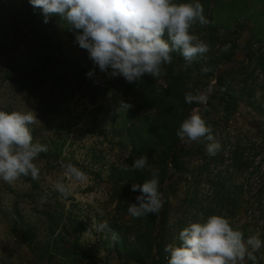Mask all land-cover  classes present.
I'll use <instances>...</instances> for the list:
<instances>
[{
	"label": "rangeland",
	"instance_id": "1",
	"mask_svg": "<svg viewBox=\"0 0 264 264\" xmlns=\"http://www.w3.org/2000/svg\"><path fill=\"white\" fill-rule=\"evenodd\" d=\"M220 1L224 4V22L231 31H240L239 24L249 22L241 32L240 42H250L263 63L253 65L239 76L244 83L239 92L238 109L225 132L228 144L221 153L224 161L213 163L198 178V188L203 198H211L218 172H227V167L235 163L234 151L240 147L241 162L236 163L242 168L229 169L226 190L238 192L241 203L249 199L262 204L257 208L256 204L245 203L238 215L228 219L234 229L244 233L246 227L248 237L255 235L264 242V0ZM28 2L0 0V24L8 29V40L14 41L13 52L0 54V110H33L37 117L31 126L34 142L47 145L48 151L35 161L40 168L38 179L21 176L14 184L0 180V264H120L115 254L109 255L108 251L114 242L113 231H119L116 226L124 232L130 216L116 212L111 171L126 163L132 148L122 139L126 136L124 123L129 111H118L121 101L132 100L108 89L106 79H112L108 74L96 73L93 77L84 74L81 80L69 74L64 76L66 73L60 67L64 58L78 57L83 50L61 27L55 29L51 18L48 23L43 20L42 26L56 33L62 53L54 65L45 68L48 74L42 76V68L33 74L10 73L6 65L11 58L34 46L38 27L32 25L34 8ZM220 41L217 44L220 47L228 43L227 38ZM233 61L248 63L240 52ZM224 63L221 69L237 66ZM211 81V84L216 82L214 78ZM206 106L207 103L196 108L202 116V107ZM151 113L152 109L141 111V114ZM220 114L214 112L213 118L218 119ZM221 136L218 134L216 138L219 140ZM194 163L200 164L201 160ZM69 164L81 169L86 178L71 182L66 172ZM58 181L71 187V195L63 197L54 189ZM176 202L172 200L173 207ZM175 227L173 210L167 228L170 233H176ZM128 238L133 241V234ZM77 245L78 248H73ZM84 253L91 255L94 263L87 262ZM242 264L258 263L246 257Z\"/></svg>",
	"mask_w": 264,
	"mask_h": 264
},
{
	"label": "trees",
	"instance_id": "2",
	"mask_svg": "<svg viewBox=\"0 0 264 264\" xmlns=\"http://www.w3.org/2000/svg\"><path fill=\"white\" fill-rule=\"evenodd\" d=\"M175 2L182 3L189 0H175ZM200 2L204 6V15L210 24L202 27L197 23L192 31L210 46V50L203 57L197 58L185 68L182 55L176 51L172 53V64L164 66L166 75L157 79L147 74L141 81L132 83L127 82L122 76L113 77L111 80L106 79L109 90H116L118 95L123 94L132 100L130 102L132 107L125 115L126 136L122 138L132 148L126 163L112 168L111 171V180L114 184L112 196L117 200L116 212L129 215L128 204L135 203L136 197L140 195L139 191L133 192L131 186L142 185L146 179L151 178L148 169L143 172L123 170L125 166L130 167L141 155L146 154L149 157L148 163L159 169V190L164 194L163 213L159 221V215L149 214L141 218L129 215V223L125 226L124 232L119 225L116 226L119 231L115 232L119 236L113 240L108 254L114 253L117 260L122 262L120 264H168L169 254L165 252L166 245H179V233L191 223L206 222L212 215L235 217L245 203L248 206L256 204L257 208H261L260 201L252 203L248 199L241 203L237 191L233 193L230 189L226 190L225 186L230 176L229 169L233 166L235 170L242 168L239 166L242 153L240 147L234 151L235 163L227 167L225 170L227 172L224 173L222 170L218 172L217 180L213 183L214 194L211 198L208 197L207 200L203 198L198 188L200 182L198 178L207 173L213 163L218 164L224 161L221 153L228 144L225 132L231 116L238 109L239 92L244 83L239 76L244 75L253 65L263 63V58H258L250 42L246 44L240 42L242 30L249 26L248 21L239 24L240 31L236 29L231 31L230 26L224 22V4L220 0H200ZM1 13L0 11V16ZM31 19L32 25L38 27L34 33L36 36L34 46L28 51L21 52L19 56L11 58L6 66L10 73L25 74L37 73L42 68V76H46L48 73L45 68L55 64L57 56L62 53L61 45L53 30L47 31L43 28L44 16L41 9H34L31 12ZM51 19L54 21L55 29L61 27L64 32L75 38L76 33L69 29V25L56 16ZM8 34V29L0 24V54L13 52L14 41L8 40L10 37ZM223 38H227V45H230L228 51H223L224 47L217 45ZM82 50L83 54L78 57L64 58L60 67L64 69L65 77L69 74L81 80L84 74L93 69L95 74H107L101 72L93 63L87 50ZM239 52L246 57L247 64L233 61ZM223 63L231 66L237 64V66L221 69ZM212 78L216 80L214 84H211ZM205 88L209 95L207 106L202 107L203 118L211 125L215 137L218 134L223 135L219 137L221 150L214 156L206 153V140L186 143L182 142L176 134L183 120L193 109L200 106L196 103H186L185 94L203 92ZM147 109H152L153 113L141 114L142 110ZM214 112L221 113L218 119L213 118ZM128 124L130 127H127ZM198 159L201 163H194ZM237 160L239 162L236 163ZM180 191H183L181 196L178 194ZM174 199L177 200L176 207L172 205ZM173 210L176 218V233H170L167 228L169 216ZM129 234H133V241L129 240ZM243 235L245 239L248 238L246 227H244ZM175 237H177L176 241ZM78 247L79 245L73 248ZM263 255L264 247L259 254L256 253V260L252 262L263 264ZM84 257L87 262L94 263L93 257L88 253H84Z\"/></svg>",
	"mask_w": 264,
	"mask_h": 264
},
{
	"label": "clouds",
	"instance_id": "3",
	"mask_svg": "<svg viewBox=\"0 0 264 264\" xmlns=\"http://www.w3.org/2000/svg\"><path fill=\"white\" fill-rule=\"evenodd\" d=\"M34 9H41L44 23L53 16L69 25L75 42L87 50L89 58L107 73L109 78L122 76L129 83L141 81L145 74L157 79L166 75L165 65L173 62L172 53L178 51L185 68L203 57L210 46L192 30L198 23L207 26L200 0L177 3L175 0H29ZM226 45L223 51H228ZM109 69L111 71L109 72ZM206 70V69H205ZM95 75V69L87 73ZM209 92H187L185 102L206 104ZM130 103L121 101L119 110L127 111ZM37 121L33 110H0V180L14 184L21 176L38 179L40 168L35 163L41 153L48 151L45 144L34 142L33 129ZM182 142L206 140V151L214 156L221 150L220 141L197 109L183 120L177 130ZM141 155L124 171H150L151 178L133 184L139 191L136 202L128 204V213L134 218L159 215L164 194L159 190V169ZM66 172L71 182L83 181L86 174L69 164ZM63 197L71 195V187L63 181L54 184ZM113 239L118 234L113 231ZM179 245L168 244V264H242L247 257L256 260L254 253L264 246L258 236L245 240L240 230L222 215H212L206 222H194L179 233Z\"/></svg>",
	"mask_w": 264,
	"mask_h": 264
},
{
	"label": "water",
	"instance_id": "4",
	"mask_svg": "<svg viewBox=\"0 0 264 264\" xmlns=\"http://www.w3.org/2000/svg\"><path fill=\"white\" fill-rule=\"evenodd\" d=\"M202 106H205V104L202 105ZM162 213H163V209L161 210V213H160L159 219H161Z\"/></svg>",
	"mask_w": 264,
	"mask_h": 264
}]
</instances>
